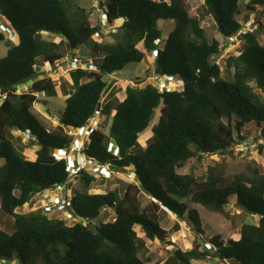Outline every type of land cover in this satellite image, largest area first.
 Masks as SVG:
<instances>
[{
	"label": "trees",
	"instance_id": "1",
	"mask_svg": "<svg viewBox=\"0 0 264 264\" xmlns=\"http://www.w3.org/2000/svg\"><path fill=\"white\" fill-rule=\"evenodd\" d=\"M72 1L0 0V16L17 37V43L6 44V54L0 57V160H4L0 166V264H191L209 256L197 244L188 251L171 250L163 262L141 256L147 249L145 239L163 242L168 237L160 214L170 212L181 221L186 219L200 232L197 211L186 200L227 215L225 207L231 198L242 211L257 216L258 223H244L237 240L223 243L217 236L211 238L212 257L264 264V170L253 161L232 168L224 162L232 147L245 141L246 126L255 124L264 137V43L257 39L258 31H264L259 20L263 14L257 7L264 10V0H248L242 22L237 18L240 0H203L198 17L190 15L182 0H98L97 8L104 12L114 42L94 40L100 35V21L90 25L84 9H71ZM251 14L256 18L250 27L256 28L239 36L238 55L226 60V69L232 70L226 80L216 57L227 46L226 38L235 35ZM206 16L221 42L206 39ZM159 22L173 23L162 48ZM43 32L58 35L61 41L49 42L41 37ZM5 36L0 32V43L7 42ZM83 48L91 57L90 67L69 71L71 89L64 91L59 126L49 131L32 112L36 95L56 96L48 73L65 53ZM143 51L155 54V75L176 77L183 90L159 93L151 84L138 88L136 78L135 86L125 87L121 101L104 103L109 86L104 77L127 64L140 63ZM38 63L49 65L48 70H37ZM28 83V91L17 93ZM156 109L159 116L151 135L139 143ZM96 113L109 118L107 134L101 125L91 130L82 155L100 166L109 164L116 172L130 168L135 184L89 193L93 174L81 170L68 182L65 160L53 156L59 148L72 147L76 139L68 131L85 129ZM12 132L29 136V146L36 147L34 160L24 156L23 146L13 143ZM108 143L113 145L111 150ZM261 150L264 143L258 145ZM204 155L221 158L206 168L204 178L178 173L189 160ZM74 181L82 184L79 190L73 189ZM57 185H65L67 210L86 224L67 225L48 218L41 209L16 212L39 192ZM107 209L113 210V221L97 222ZM5 216L12 219V230ZM135 226L145 239L137 235ZM178 230L175 224L173 231Z\"/></svg>",
	"mask_w": 264,
	"mask_h": 264
},
{
	"label": "rangeland",
	"instance_id": "2",
	"mask_svg": "<svg viewBox=\"0 0 264 264\" xmlns=\"http://www.w3.org/2000/svg\"><path fill=\"white\" fill-rule=\"evenodd\" d=\"M185 7L189 11L190 15L193 17H198L202 14V4L203 0H182ZM248 0H240L241 6V14L237 17L240 22H242V14L248 12L245 8V4ZM71 9H84L87 12L88 20L90 25H97L100 20V12L98 7V0H73ZM258 10L262 11L264 17V10L261 7H257ZM262 17V16H261ZM261 17H259L260 22L264 27V20L261 21ZM255 16L251 17V23L255 19ZM203 27L205 30L206 39L210 40L211 38H216L220 42L222 41L221 36L218 34L212 19L209 16H206L203 20ZM159 26L162 29V40L159 43V48L163 47L164 39L167 34L173 28L172 22H159ZM243 26V24H242ZM252 26V25H251ZM256 27H250V29L254 30ZM109 28L106 31L100 30V35L94 36V40L98 42H114V38L109 35ZM41 37L49 42L57 44L61 41V37L58 35H51L47 33H41ZM260 44L264 43V31L260 29L258 31L257 36ZM6 43H0V57H3L6 54L8 49L7 45H15L17 43V37L14 36L11 32L7 33L5 36ZM63 41V40H62ZM241 43L238 44H227L224 47L220 54L216 57L215 62L219 65L221 69V76L226 80H230L232 70L226 69V60L230 56L238 55V51L240 50ZM137 47L142 50L141 44H138ZM144 52V59L140 63H130L127 64L123 70L115 73V75L111 77H104V80L107 82L108 89L103 95L104 103L107 101L115 102V99L121 100L124 94L125 87L127 85L135 86L134 83L136 78L140 79V83L137 84L138 88H143L146 84H154V57L155 54L151 52ZM77 54H82V49L76 51ZM69 53H65L63 56V63L60 65L53 66V69L49 72L48 76L51 77L54 82L55 89L57 95L54 97H47L43 93L36 95V102L32 106V112L37 116V118L45 125L47 130L55 131L59 126L58 119L59 114L64 109V101L66 96L65 92H69L71 89V82L69 77V71L66 69L65 59L68 57ZM85 55V54H83ZM37 70L47 71L49 65L47 64H39L38 63ZM90 67V65H88ZM48 73V72H47ZM30 88V84H26L21 88V93L28 91ZM1 99V98H0ZM1 101V100H0ZM159 116V109H156V113L151 120L149 128H147L143 133L139 135V143H143L147 138L151 135L150 128L157 122V118ZM110 120L101 119V130L107 134L108 126ZM243 134L245 137V141L241 144H235L232 147L231 156H226L224 158V162L228 164L230 168L237 167L241 163L253 161L260 167L261 171L264 170V150L258 151V145L264 143V137L260 135V129L255 124H251L246 126L243 130ZM70 132V131H69ZM68 132V133H69ZM14 139L13 143L15 145H20L24 147V156L29 160L35 159V146H29V136L27 134H20L18 132H12ZM77 143H75L72 147L76 146L83 140V137H76ZM111 143H108V149L111 150L113 148ZM71 158H78L80 160H85L86 158L82 155L81 152L77 154H71ZM221 160L220 157L216 155L202 156L201 159H191L189 160L181 169H178V173L180 174H188L192 173L197 178H204L205 171L208 166H212L214 163L219 162ZM4 165V160H0V166ZM95 164L93 161L91 163H87V170L90 171L95 181L91 184L89 193H105L107 191L113 190L114 188H122L127 184H135L136 178L131 173L130 168H126L124 171H113L109 175H101L100 172H95L90 169ZM92 170V171H91ZM71 180V179H70ZM73 189L79 190L81 188V183L79 181L73 182ZM70 187V190H72ZM38 196V197H37ZM52 194L48 195H39L33 196L31 202L25 204L23 208H18L16 212L18 213H30L34 209V205L42 204L44 207L51 205ZM146 202V199L144 200ZM186 202L191 209H195L198 215V221L200 222V232L195 230V227L192 223L188 222L186 219L181 221L174 214L167 212L166 214H160L161 227L166 230L168 237L163 242L149 241L144 238L143 233L141 232L138 226H135V231L139 237H143L146 242L147 249L146 251L141 253V256H150L152 262H163L168 258L171 254V250L178 248L182 251L190 250L194 244H197L199 251L207 252L209 254L208 257L201 260L192 261L191 264H236L233 261H221L212 257L215 247L210 244L211 238L217 236L220 240L225 243L228 239L237 240L239 238V232L241 226L246 224H257L258 217L254 215H250L244 211H242L239 207L235 206L233 203V199L229 200L228 205L225 207V212L227 215L215 213L206 210L204 207L193 204L189 202L187 199ZM66 212L57 213L53 212L49 214L50 219H62L65 224L73 225L68 217H66ZM8 216H5L4 221L11 222V230H12V219ZM114 212L113 210L103 211L99 220L102 221H113ZM10 220V221H9ZM95 223V222H94ZM179 225L178 231H173L174 225ZM170 242V243H167ZM171 244V245H169Z\"/></svg>",
	"mask_w": 264,
	"mask_h": 264
},
{
	"label": "built area",
	"instance_id": "3",
	"mask_svg": "<svg viewBox=\"0 0 264 264\" xmlns=\"http://www.w3.org/2000/svg\"><path fill=\"white\" fill-rule=\"evenodd\" d=\"M99 12H100V17H101L100 30L106 31L109 27L105 19H103L104 12L100 9H99ZM2 19L3 18L0 16V32L7 34L10 32L8 28V24L6 22L4 23ZM250 26H251V22L244 23L242 28L235 35H232L226 38V42L228 44H238L239 45L241 43L239 36L244 34L250 28ZM64 59L66 62V69L68 71L75 70L78 68H86L91 63L90 58L87 55L77 54L76 51L70 53L68 57ZM60 63H63V59L56 61L54 66L57 67L58 65H60ZM153 80H154V84L152 85L158 90L159 93L181 92L183 90L182 83H180L176 77L166 76V75L164 76L156 75ZM17 93H21V90L20 89L17 90ZM101 119L102 118H100L98 113H96V115L91 118V120L89 121L85 129H77L74 131L71 130L70 132L68 131L69 132L68 134L70 136H74V135H76V137L82 136L83 140L80 143H78L76 146L70 147L68 150L64 148H59L56 150L55 153H53V156L56 159L65 160L66 171L68 172V175H69L68 182L70 181V179L77 176L81 170L88 171L87 163H91L92 162L91 160L87 158L85 160H80L78 158L72 159L70 155L72 153L78 155V153L81 152V150H83L84 144L87 141L91 130L100 129ZM76 143H77V138H76ZM90 169H92L95 172H100L101 175H104V173H107L105 175H109L111 172H113L109 164L104 165V166L95 164ZM41 192L45 196L48 194H52V197L50 198L51 205L46 206V207H44L43 205H39V206L34 205L35 210L41 209L47 217L49 216V214H52L53 212H57L59 214L62 212H66L64 214H66V217H68L72 222L86 224L83 218L77 217L67 210V206L69 205V197L66 196L65 185H57L51 191L44 190Z\"/></svg>",
	"mask_w": 264,
	"mask_h": 264
},
{
	"label": "crops",
	"instance_id": "4",
	"mask_svg": "<svg viewBox=\"0 0 264 264\" xmlns=\"http://www.w3.org/2000/svg\"><path fill=\"white\" fill-rule=\"evenodd\" d=\"M252 16H255V14H251V15H250V19L248 20V22L251 21V17H252ZM262 20H264L263 15H262V17H261V21H262ZM243 24H244V23H243ZM82 51L85 52V49L83 48ZM112 76H113V75H112ZM112 76H111V78H112ZM123 98H124V94H123V97L121 98V100H122ZM121 100H120V101H121ZM113 114H114V111L112 112V115H113ZM34 155H35V154H34ZM42 194H43V193L40 192V193H38V194H36V195H39V198H40V196H41ZM43 195H44V194H43ZM37 197H38V196H37ZM36 205H37V204H36ZM39 205H42V204H38L37 206H39ZM21 208H23V206H22Z\"/></svg>",
	"mask_w": 264,
	"mask_h": 264
},
{
	"label": "water",
	"instance_id": "5",
	"mask_svg": "<svg viewBox=\"0 0 264 264\" xmlns=\"http://www.w3.org/2000/svg\"><path fill=\"white\" fill-rule=\"evenodd\" d=\"M2 21H3L4 23L6 22L4 19H2ZM8 28H9V30L11 31V27H8ZM11 33L13 34L12 31H11ZM155 113H156V110H153L152 115H151L152 118L154 117Z\"/></svg>",
	"mask_w": 264,
	"mask_h": 264
},
{
	"label": "clouds",
	"instance_id": "6",
	"mask_svg": "<svg viewBox=\"0 0 264 264\" xmlns=\"http://www.w3.org/2000/svg\"><path fill=\"white\" fill-rule=\"evenodd\" d=\"M100 19H101V17H100ZM104 19V18H103ZM100 21V20H99ZM106 21V20H105ZM77 51V50H76ZM82 54H85V55H87L89 58H90V62H91V57L88 55V53H85L84 51H83V53ZM46 72V71H45ZM49 74V73H48ZM50 77V76H49ZM51 78V77H50ZM52 80V79H51ZM110 145H112V143L110 144ZM113 146V145H112Z\"/></svg>",
	"mask_w": 264,
	"mask_h": 264
}]
</instances>
